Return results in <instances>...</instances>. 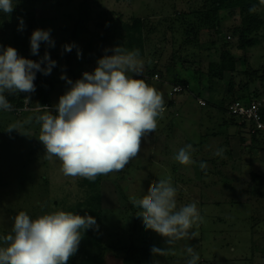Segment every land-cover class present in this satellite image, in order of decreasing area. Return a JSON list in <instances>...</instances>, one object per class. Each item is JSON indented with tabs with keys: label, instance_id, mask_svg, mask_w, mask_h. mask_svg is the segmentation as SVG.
I'll list each match as a JSON object with an SVG mask.
<instances>
[{
	"label": "rangeland",
	"instance_id": "374dc122",
	"mask_svg": "<svg viewBox=\"0 0 264 264\" xmlns=\"http://www.w3.org/2000/svg\"><path fill=\"white\" fill-rule=\"evenodd\" d=\"M18 1L13 0L14 7L25 1L35 19L34 27L28 22L23 28L28 37L36 29H51L55 46L41 42L39 50L62 56L53 67L51 107L70 88L60 78L62 75L73 82L81 70L93 72L98 59L112 55L115 24L142 20L143 76L133 78L144 79L162 92L166 110L158 118L155 132L142 138L138 155L123 170L103 175L101 188L91 192L81 186L84 178L65 176L57 158H46L39 141L38 115L25 128L21 126L24 121L1 112L0 246H5L3 238L12 234L14 217L19 212L36 219L73 207L100 192L102 220L92 229L102 238L103 264H123L131 243L141 264H187L186 245L199 253L198 264H264V148L252 145L235 119L234 124L226 125L232 123L231 116L217 108L238 96L264 102V0H255L254 13L262 24L250 37L253 42L247 48L241 46L240 9L224 10L215 19L208 14L214 9V0H88L89 20L80 32L71 63L64 56L69 52L63 46L71 45L84 0ZM99 34H107V45ZM115 34L119 38L120 32ZM13 41L12 30L0 27V48L14 47ZM23 50L22 56H35L30 47ZM230 56L245 59V66L238 62L235 73L221 75L219 70ZM211 67L217 71L211 73ZM156 74L158 80L154 79ZM212 75L220 78L209 85L207 79ZM231 81L235 83L234 92L230 91ZM182 83L188 87L184 89ZM177 85L183 90L173 93ZM26 95L31 106H37L36 94ZM12 125L15 129L9 131ZM187 144L195 149V163L183 166L173 156ZM219 148L225 150L222 157L214 155ZM201 161L207 163L206 171L200 169ZM169 176L177 189L178 207L196 203L203 223L193 229L199 232L196 239L177 242L168 256H154L151 248L166 247L165 241L146 230L136 216L140 209L133 200L142 198L151 184Z\"/></svg>",
	"mask_w": 264,
	"mask_h": 264
},
{
	"label": "clouds",
	"instance_id": "9594fccd",
	"mask_svg": "<svg viewBox=\"0 0 264 264\" xmlns=\"http://www.w3.org/2000/svg\"><path fill=\"white\" fill-rule=\"evenodd\" d=\"M13 0H0V11L10 14ZM255 6L249 8L250 13ZM23 29V20L20 21ZM51 29H36L30 37L32 55H38L41 42L54 47ZM71 52L72 45H64ZM108 50H106L107 52ZM113 55L105 54L97 60L92 73L85 72L81 79L72 82L65 75L70 88L59 98L54 113L47 107L37 120L41 124L39 141L44 145L45 156L61 162L65 176L82 177L94 181L98 175L121 171L140 152L141 140L157 129L158 118L165 112L163 93L148 85L143 76V61L139 49L116 47ZM77 58L81 53L77 51ZM46 63L45 67L41 64ZM56 61L46 51L40 62L25 59L13 47L0 48V110L11 111L12 104L5 93H32L35 91L36 72L50 75ZM15 129L10 126L9 131ZM191 144L181 147L173 156L183 166L195 163ZM224 149L214 155L222 157ZM206 171L208 165L201 161ZM133 204L140 209L136 215L146 230L162 237L166 247L153 246L154 256H168L177 242L199 236L203 223L196 203L178 207L177 189L171 177L151 184L142 198ZM98 227L94 217L71 212L56 211L32 219L21 211L14 217L12 234L3 238L0 246V264H68L78 250L83 232ZM187 264H198L199 253L185 246Z\"/></svg>",
	"mask_w": 264,
	"mask_h": 264
},
{
	"label": "trees",
	"instance_id": "16d2710c",
	"mask_svg": "<svg viewBox=\"0 0 264 264\" xmlns=\"http://www.w3.org/2000/svg\"><path fill=\"white\" fill-rule=\"evenodd\" d=\"M20 1V0H19ZM18 1V2H19ZM255 0H214V9L208 13L213 18H217L218 13H221L224 10L239 8L240 14L242 16V23L240 27V37L241 41L244 42L241 46L243 48H247L248 44H252L253 41L250 40V37L253 36L254 32H257L262 24V21L259 19V16L255 13H250L249 8L255 6ZM32 11L27 10V7L25 5V1H20L18 6L14 7V10L10 14L6 13H0V27L6 29L7 32L13 33L14 36V47L18 55L35 62H40L41 59L44 57L45 50L43 48H40L38 55L35 56H22L21 53L24 52L23 49L27 47H30V37H28L27 33L24 29L19 30L21 28L20 21L23 20V28L24 26L29 22V26H35V19L34 17H31ZM80 13L81 17L78 21V25L74 27V31L72 33V38L70 41V44H74L76 47H73L72 51L68 54H65L64 56L68 57V62L71 63V56L72 53L76 51L77 48V42L78 38L80 37L81 30L85 29L84 24L89 20V8H88V0H84V2L80 6ZM12 14V15H11ZM31 14V15H30ZM214 19V20H215ZM2 25V26H1ZM99 27H102L101 24H96ZM113 27V26H112ZM144 25L142 20H136L132 23L125 22V23H117L114 25L112 30L114 31V35H112V38L115 40L114 48L118 47L116 46L117 43L124 44L123 48H128V50L136 49L138 48L140 50V55H144V45H145V39H144ZM111 31V28L107 29L106 32L109 33ZM120 32L119 38L116 36L115 32ZM99 39L103 42V44L107 45V34L102 35L99 34ZM250 40V41H249ZM137 46V47H136ZM23 47L21 53L19 52V48ZM40 47H42L40 45ZM113 48V49H114ZM89 49V47H88ZM102 47L97 49L98 54L101 51ZM112 55L114 54L113 51ZM71 53V54H70ZM101 54V53H100ZM51 60L55 61L60 59L62 56H55L52 54H49ZM75 55V54H74ZM240 62L242 66H245V59L241 58L238 59V57L230 56L226 58L224 66L219 70L220 74L223 75L225 72L229 71L232 73L236 72V64ZM46 63L41 64V67H45ZM53 69L51 71L50 75H44L41 72H36V79L34 80L35 85V91L36 99H37V106L45 107L47 105L51 104L50 96L54 90V87L52 85V79L54 77L53 75ZM211 73H214L215 70L213 67H211ZM253 76H257V73H253ZM220 77L213 76L208 77L207 83L210 85L211 83L214 84L215 80ZM78 77H74L73 81L75 82L78 80ZM264 79V78H263ZM184 86V89L188 87L187 83H182ZM179 86V85H177ZM230 91L234 92L235 83L233 81L230 82ZM5 96L7 97L8 101L12 104V108L14 109H21L25 106V101L28 99L29 96L26 95V93H5ZM255 97H250L249 100H253ZM236 99H242L240 96L233 97L225 107L215 106L222 112L228 113L227 108L228 105L236 100ZM245 99V98H244ZM258 100V99H257ZM30 103V102H29ZM31 104V103H30ZM32 105V104H31ZM28 112L22 113V115L27 114ZM13 115H17L15 112L12 113ZM226 125H232L234 124V121L232 119V123L229 122L225 123ZM245 138V137H244ZM244 140V139H242ZM254 143H257L261 146L263 144L256 139L252 141V145ZM264 148V146H263ZM103 182V175H98L94 181H90L88 179H83L81 182V186L84 187L88 192H91L92 190L96 188H101ZM62 211L65 212H71L73 214H77L80 216H84L85 214L92 216L96 220V225L101 224L102 220V196L101 193H95L91 194L89 196V199H86L84 201H81L70 208H64ZM96 227V226H94ZM93 228V227H92ZM92 228H89L83 232V238L80 241V244L78 246V250L73 255L69 261L68 264H103L104 262V252L105 249L102 246V238L100 233L98 231H94ZM131 247L127 251L125 257L123 258V264H141L139 260V255L137 254V257L133 253V247L135 245L131 243Z\"/></svg>",
	"mask_w": 264,
	"mask_h": 264
},
{
	"label": "built area",
	"instance_id": "2783aa9c",
	"mask_svg": "<svg viewBox=\"0 0 264 264\" xmlns=\"http://www.w3.org/2000/svg\"><path fill=\"white\" fill-rule=\"evenodd\" d=\"M88 72L92 73L88 69L81 70L79 74V79L82 78L83 73ZM155 80L159 79V75L156 74L154 77ZM183 89L180 86H175L173 93L181 92ZM201 104L205 105L204 102L200 100ZM49 110H52L54 113L55 107H47ZM17 115H22L24 112L29 111H43L42 107H32L30 104L26 103L23 108L12 110ZM228 114L231 118L236 120V124L241 127V131L252 141L257 140L261 142L264 146V102L258 100H245V99H236L232 101L227 108Z\"/></svg>",
	"mask_w": 264,
	"mask_h": 264
},
{
	"label": "crops",
	"instance_id": "0c3cea01",
	"mask_svg": "<svg viewBox=\"0 0 264 264\" xmlns=\"http://www.w3.org/2000/svg\"><path fill=\"white\" fill-rule=\"evenodd\" d=\"M74 82V81H73ZM26 103H28V104H30L29 103V100L27 99L26 101H25V104ZM58 103H53V105H57ZM30 106H31V104H30ZM37 108V107H40V106H34V108ZM45 107H51L50 105H47V106H45ZM55 107V106H54ZM12 110H15L14 108H12ZM4 111V110H0V113L2 112H4V113H8V114H12V113H14L13 111ZM3 113V114H4ZM40 114L42 115V111H41V113H39V112H37V111H29L27 114H24V115H14L17 119H19V120H22V121H24V122H21V126H23V127H25V128H28L29 127V125H28V123H29V121L30 120H32V118H35V117H37V115L38 116H40ZM5 125H7L6 123H4Z\"/></svg>",
	"mask_w": 264,
	"mask_h": 264
}]
</instances>
